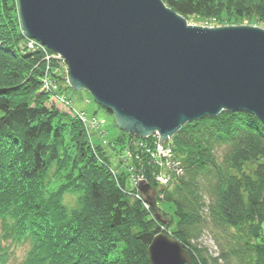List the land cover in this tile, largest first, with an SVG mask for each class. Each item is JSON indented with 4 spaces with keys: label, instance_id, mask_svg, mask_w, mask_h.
Wrapping results in <instances>:
<instances>
[{
    "label": "trees",
    "instance_id": "trees-1",
    "mask_svg": "<svg viewBox=\"0 0 264 264\" xmlns=\"http://www.w3.org/2000/svg\"><path fill=\"white\" fill-rule=\"evenodd\" d=\"M163 2L203 26L226 11L264 28V0ZM59 59L24 35L18 0H0V264L24 244L21 264H150L161 232L191 264H264V123L246 111L187 123L164 143L169 160L157 134L121 131L105 142L116 169L64 92Z\"/></svg>",
    "mask_w": 264,
    "mask_h": 264
},
{
    "label": "water",
    "instance_id": "water-1",
    "mask_svg": "<svg viewBox=\"0 0 264 264\" xmlns=\"http://www.w3.org/2000/svg\"><path fill=\"white\" fill-rule=\"evenodd\" d=\"M18 4L24 35L59 55L68 84L88 91L128 134H157L163 146L185 124L223 111L264 123L262 27L192 25L163 0ZM148 254L150 264H191L190 252L164 232Z\"/></svg>",
    "mask_w": 264,
    "mask_h": 264
},
{
    "label": "rangeland",
    "instance_id": "rangeland-1",
    "mask_svg": "<svg viewBox=\"0 0 264 264\" xmlns=\"http://www.w3.org/2000/svg\"><path fill=\"white\" fill-rule=\"evenodd\" d=\"M214 20L216 21L215 24H219V26H227L223 25L224 23H228V25H252V26H260L259 22L257 20H248L246 16H237L234 12L233 13H228L226 11H222L219 16H214ZM208 23H210L211 19L207 20ZM190 24L196 25V26H203L205 22H203L202 18H193L189 21ZM211 27H214L213 24H211ZM206 26V25H205ZM208 27V26H207ZM263 28V27H262ZM45 47V46H44ZM59 59V58H58ZM61 62V69L66 72L65 76L67 77V66L64 63L62 59L58 60ZM64 92L67 94L68 97H71L72 103L74 107L80 111L79 113H83L82 111H85L86 117L90 118L92 123L94 120L97 121V123L92 127L90 130V137L93 139V141L96 144H102L106 150V155L109 157L111 165L118 169L120 166V162L118 160L117 155L115 154V151H113L110 146L105 145V142H111L114 141L115 138L123 131L115 118V116L108 112L105 108L102 106L98 105L93 97L91 96L88 91L81 89V90H75L73 89L70 85L67 86L64 89ZM99 137H102L101 139ZM164 145V144H163ZM120 149L119 146H116V150ZM158 149V148H157ZM121 156V155H120ZM127 156L126 153L122 154V160H125V157ZM128 157V156H127ZM123 163L121 162V165ZM124 165V164H123ZM122 165V166H123ZM256 163L253 162H248L247 164V169L253 171L255 169ZM126 170L129 171L127 168V165L124 167ZM142 179V178H141ZM141 181V180H140ZM135 182V180H134ZM133 184V182H132ZM153 191H150L152 193ZM68 196V195H67ZM74 198H69L67 202L69 204L74 203ZM66 202V197L65 200ZM66 202V203H67ZM146 204H148V207L151 206V204L147 201L146 199ZM166 209L171 213V208H169V205L165 206ZM205 243L207 244L208 247H210L211 250L215 251L216 248L214 246L213 240L207 236L205 238ZM28 246L27 245H20L14 248L13 254L11 258L9 259L7 264H21L26 252H27Z\"/></svg>",
    "mask_w": 264,
    "mask_h": 264
},
{
    "label": "built area",
    "instance_id": "built-area-1",
    "mask_svg": "<svg viewBox=\"0 0 264 264\" xmlns=\"http://www.w3.org/2000/svg\"><path fill=\"white\" fill-rule=\"evenodd\" d=\"M32 45V44H31ZM56 56L58 58L59 55L56 54ZM61 59V58H60ZM78 115L82 118V120L85 122L86 126L88 127L89 131L92 129V127H94V125L97 123L96 120H94V122L92 123L91 119L86 117L85 113H78ZM158 154L163 157L166 158V160H169V158L171 157V150L169 148H166L164 145H160L158 144ZM167 167V166H166ZM168 177L166 175H161L159 177V181L161 184L165 185L168 182ZM146 207H148V204H146Z\"/></svg>",
    "mask_w": 264,
    "mask_h": 264
}]
</instances>
